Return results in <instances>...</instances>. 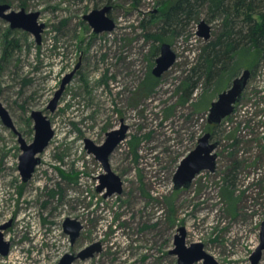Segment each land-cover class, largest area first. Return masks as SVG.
Here are the masks:
<instances>
[{"label":"rangeland","instance_id":"obj_1","mask_svg":"<svg viewBox=\"0 0 264 264\" xmlns=\"http://www.w3.org/2000/svg\"><path fill=\"white\" fill-rule=\"evenodd\" d=\"M7 2L14 10L38 11L45 26L37 42L0 18V102L15 129L0 117V225L9 223L1 231L10 242L0 264H54L96 241L101 251L73 264H178L170 251L180 227L187 246L201 242L219 264H250L264 221V56L248 66L253 73L235 112L209 129L210 102L234 77L223 79L219 91L201 78L185 104L178 91L205 41L197 34L203 16L171 36L176 59L148 93L142 82L161 44L150 36L156 25L149 18L159 0ZM105 5L112 6L115 26L94 33L83 16ZM217 23H210L211 32ZM68 74L56 108L49 109ZM32 110L47 117L54 134L23 181L18 134L33 140ZM121 120L126 137L109 165L122 191L104 197L105 189L96 190L104 168L84 140L102 143ZM207 131L219 141L215 170L174 189L177 165ZM228 172L234 174L232 203L222 194ZM66 217L82 224L73 243L62 227Z\"/></svg>","mask_w":264,"mask_h":264},{"label":"water","instance_id":"obj_2","mask_svg":"<svg viewBox=\"0 0 264 264\" xmlns=\"http://www.w3.org/2000/svg\"><path fill=\"white\" fill-rule=\"evenodd\" d=\"M112 8L111 5H105L98 9H93L85 14L83 18L88 21L94 33L110 31L114 28L115 22L108 15ZM39 12H27L24 8L14 10L8 2L0 3V18L9 22L11 28H17L32 33L37 42H40L41 32L44 29V23L38 21ZM197 34L204 40L211 36V25L204 19L199 20ZM176 59V53L169 42H162L159 46V55L155 59V65L151 70L154 77L158 78L164 71L169 69ZM251 76V70L245 68L239 75L234 77L230 86L223 89L217 94V97L210 102L207 122L210 125L220 124L226 117L235 112L237 104L240 102L243 91L248 84ZM71 74H68L62 80L60 87L55 91L54 96L49 101L48 108L54 110L64 89L65 84L69 81ZM0 117L2 122L9 128L14 129L12 119L6 108L0 102ZM33 119L34 137L30 143L19 135L21 154L19 156L18 169L23 181H28L36 165L40 162L39 153L48 145L54 131L50 121L39 110L31 111ZM127 124L122 122L118 127L106 132L104 141L100 144L85 138L84 148L87 153L93 154L94 157L102 164L104 172L99 175V184L96 186L98 192L105 189L104 197L122 191V180L115 174L109 165L110 154L117 145L126 137ZM219 141L212 138V133L205 132L197 141L194 149L184 156L176 167L172 181L174 189L187 188L192 183L195 176L202 170L213 172L216 167L217 154L215 152ZM9 223L0 225V254L8 255L10 251V242L4 240L1 230L6 228ZM63 230L69 235L70 242L73 243L80 234L82 224L77 220L66 217L62 223ZM182 235L175 236V248L170 252L177 255L178 264H194L201 261L203 264H219L218 261L209 254L201 242H193L189 246L184 243L185 230L179 228ZM102 249L100 241L93 242L76 253L65 252L58 262L54 264H73L76 260H85L92 257ZM264 251V221L261 223L259 232V243L250 255V264H258Z\"/></svg>","mask_w":264,"mask_h":264},{"label":"trees","instance_id":"obj_3","mask_svg":"<svg viewBox=\"0 0 264 264\" xmlns=\"http://www.w3.org/2000/svg\"><path fill=\"white\" fill-rule=\"evenodd\" d=\"M159 3L161 8L149 21L156 25L150 36L161 43H170L171 36L202 16L209 24L218 22L179 83L181 103L189 102L201 78L219 91L223 79L228 83L242 67L248 68L255 59L264 56V0H159ZM156 83L157 78L150 73L142 88L149 93ZM216 126L208 124L209 129ZM222 181V194L232 203L234 174H224Z\"/></svg>","mask_w":264,"mask_h":264},{"label":"flooded vegetation","instance_id":"obj_4","mask_svg":"<svg viewBox=\"0 0 264 264\" xmlns=\"http://www.w3.org/2000/svg\"><path fill=\"white\" fill-rule=\"evenodd\" d=\"M11 129H12L13 131L15 130V129H13V128H11ZM19 135H20V134H18V138H19ZM39 154H40V153H39ZM39 163H40V162H39ZM36 166H37V165H36ZM18 170H19V169H18ZM34 170H35V168H34ZM33 172H34V171H33ZM19 173H20V172H19Z\"/></svg>","mask_w":264,"mask_h":264}]
</instances>
